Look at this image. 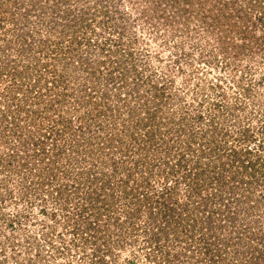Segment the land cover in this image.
Returning <instances> with one entry per match:
<instances>
[{"label":"rangeland","instance_id":"obj_1","mask_svg":"<svg viewBox=\"0 0 264 264\" xmlns=\"http://www.w3.org/2000/svg\"><path fill=\"white\" fill-rule=\"evenodd\" d=\"M0 264H264V0H0Z\"/></svg>","mask_w":264,"mask_h":264},{"label":"trees","instance_id":"obj_2","mask_svg":"<svg viewBox=\"0 0 264 264\" xmlns=\"http://www.w3.org/2000/svg\"><path fill=\"white\" fill-rule=\"evenodd\" d=\"M233 4H235V0H233ZM260 41H261V40H260ZM249 166L252 167L253 165H249ZM250 167H249V168H250ZM245 169H246V167H245ZM247 175H248V173H247ZM217 180H218V183H219V184L215 183V186H217L218 188H219V187H222V186L224 185L223 182H222L223 180L220 179V178L217 179Z\"/></svg>","mask_w":264,"mask_h":264}]
</instances>
